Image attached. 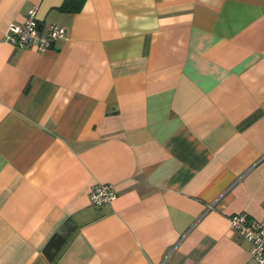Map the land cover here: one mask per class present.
Returning a JSON list of instances; mask_svg holds the SVG:
<instances>
[{"label":"crops","instance_id":"0c3cea01","mask_svg":"<svg viewBox=\"0 0 264 264\" xmlns=\"http://www.w3.org/2000/svg\"><path fill=\"white\" fill-rule=\"evenodd\" d=\"M63 2L0 0V264H253L228 218L264 213V0ZM30 9L66 31L43 53L6 41Z\"/></svg>","mask_w":264,"mask_h":264},{"label":"built area","instance_id":"2783aa9c","mask_svg":"<svg viewBox=\"0 0 264 264\" xmlns=\"http://www.w3.org/2000/svg\"><path fill=\"white\" fill-rule=\"evenodd\" d=\"M65 36V29L55 25H50L46 31L41 32L35 9H30L22 25L9 27L6 41L18 49L27 48L43 53L52 49L54 43ZM116 197L117 193L112 184H99L92 188L89 201L92 206L99 208L111 204ZM228 222L230 229L251 245L253 264H264V213L260 220L250 219L243 214H233L229 216Z\"/></svg>","mask_w":264,"mask_h":264},{"label":"trees","instance_id":"16d2710c","mask_svg":"<svg viewBox=\"0 0 264 264\" xmlns=\"http://www.w3.org/2000/svg\"><path fill=\"white\" fill-rule=\"evenodd\" d=\"M82 3L83 0H64L63 4L58 9L61 12L71 13L78 11ZM74 230V226L67 225L60 234H55L51 240H49L47 245L43 248V254L49 262L54 261Z\"/></svg>","mask_w":264,"mask_h":264}]
</instances>
